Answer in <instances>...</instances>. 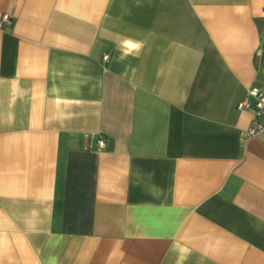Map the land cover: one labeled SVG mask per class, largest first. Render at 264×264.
<instances>
[{
  "label": "crops",
  "instance_id": "obj_1",
  "mask_svg": "<svg viewBox=\"0 0 264 264\" xmlns=\"http://www.w3.org/2000/svg\"><path fill=\"white\" fill-rule=\"evenodd\" d=\"M3 13L0 264H264V0Z\"/></svg>",
  "mask_w": 264,
  "mask_h": 264
},
{
  "label": "built area",
  "instance_id": "obj_2",
  "mask_svg": "<svg viewBox=\"0 0 264 264\" xmlns=\"http://www.w3.org/2000/svg\"><path fill=\"white\" fill-rule=\"evenodd\" d=\"M0 21L3 26H9L12 23V17L8 13H3ZM108 58L109 53L103 54L102 59L104 61L108 60ZM236 109H251L253 111V118L245 131L246 134L257 135L264 133V92H262L261 89L258 87L248 88L244 98L236 104ZM84 138H87L86 134ZM108 144V137L102 134L96 136L95 149H104Z\"/></svg>",
  "mask_w": 264,
  "mask_h": 264
}]
</instances>
